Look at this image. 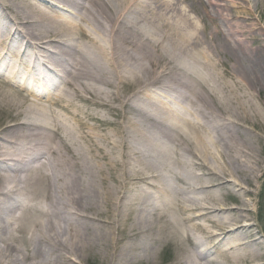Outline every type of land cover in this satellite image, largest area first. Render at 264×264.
Masks as SVG:
<instances>
[{"label":"bare ground","instance_id":"bare-ground-1","mask_svg":"<svg viewBox=\"0 0 264 264\" xmlns=\"http://www.w3.org/2000/svg\"><path fill=\"white\" fill-rule=\"evenodd\" d=\"M52 1L64 5L70 15L51 13L48 0H0V102L5 105L0 118V264H80L94 255L101 259L99 264L153 260L159 245L171 239L169 233L155 229L154 217L181 223L182 236L172 225L184 242L176 245L179 264H259L264 248H248L257 236L246 221L248 203L242 195L263 172L257 159L255 167L246 168L249 152L241 128H246L250 115L244 104L234 105L230 119L211 124L212 132L207 134L199 133L195 123L189 134L182 132L188 120L177 114L149 113L148 126L145 112L140 119H126L123 114L125 125L117 129L122 162L115 175L108 150H116L117 145L107 131L106 145L99 144L98 139L104 140L94 131L99 126L86 125L88 120L109 122L97 108L112 113L111 102L118 97L123 108L119 88L138 85L150 73L144 79L148 81L137 86L138 95L148 94L145 91L156 84L159 74L157 41L182 31L181 44L189 43L188 10L174 0ZM194 1L203 5L202 0ZM233 1L205 0L207 6L215 4L219 9L217 15L207 9L204 14L214 23L216 34L238 44L241 23L231 16L238 8ZM198 38L196 30L194 39ZM217 48L225 52L222 49L227 47ZM244 48L243 43L231 47L245 58L249 53ZM240 75L251 83L257 79L252 71ZM35 83L41 94L34 92ZM192 87L186 83L181 89L194 92ZM207 94L203 110L196 107L201 118L206 117L207 105L218 107ZM79 101L93 108L86 111ZM76 123L86 130L79 133ZM249 124L256 128V122ZM59 126L66 134L59 132L54 148L53 133ZM149 129L157 130L169 144L159 147L163 159L154 166L144 165L143 149L137 145L138 140H149L155 147L148 139ZM67 138L73 145L79 141L86 159L62 142ZM61 143L65 153L52 167L49 161L62 154ZM224 167L233 168L232 172ZM246 170L249 175H243ZM97 178L100 186L93 184ZM218 193L239 197L240 202L227 205ZM103 207L105 216L100 214ZM81 209L99 212L95 226L83 225ZM211 248L221 261L205 258Z\"/></svg>","mask_w":264,"mask_h":264},{"label":"rangeland","instance_id":"rangeland-1","mask_svg":"<svg viewBox=\"0 0 264 264\" xmlns=\"http://www.w3.org/2000/svg\"><path fill=\"white\" fill-rule=\"evenodd\" d=\"M174 1H177L176 3H178L182 9H185V11L188 10V15L192 20V25L185 28V31H187L191 36L190 39H187L189 41L187 46H185V44H181L182 38H180V36L182 31L180 34L176 33L174 37H167L166 40L161 38V40L157 41V49H159L157 53H159V58H157V67L155 70H158L159 74L156 84L150 85L149 89L145 91L148 92V94L143 93L144 97L138 95L137 86L148 81L144 79L150 77V73L147 75L144 74L140 83L138 85L135 84L136 86L134 84V86L124 85L122 89L119 88L118 96L120 95L125 102V106L123 108L120 106L119 97L113 99L111 102L113 110L112 113L108 112L111 114L106 113V109L97 108L98 113L105 115L106 119L109 120V126V122L98 123L95 120H88L86 125L99 126V129L94 130L97 132L99 137L103 136L104 138V140H97L99 144L103 146L106 145L105 133L107 131V135L109 134L108 138L111 136V142H114L117 145V149L114 151L108 147V155H113V161L115 162L113 165V173L115 175L116 171L119 169V164L122 162L121 155L123 154V150H121V147L119 146L120 138L117 129H121L125 125L123 122L124 115L126 116V119H140L139 114H144L145 112L144 117L146 120H144V123L148 126L147 122L149 119L147 118L149 117V113H152L153 116L156 115V117L158 112L162 114H165V112L177 114L178 116L188 120V125L185 129H182V132L185 131L189 134V132L193 129V123H195L196 125H199L198 128H196L199 133L207 134L212 132L211 124H216L218 121L225 118L230 119L229 115L234 105L244 104L245 112L250 115L248 122H256L257 128L251 127V124L248 122L245 124L246 128H241L247 140V150L249 152V157L246 158V168L250 169L255 167L254 163L255 159H257L263 172L262 177L246 186L248 194H243V190H241L244 201L248 203V206H246V221L247 223L252 224L251 233L257 236L255 243L251 242L248 248H250V246H259L264 248V0H251L250 2L244 0L233 1L235 5L236 3L238 4V8L232 10L231 16L233 17V21L241 23V28L238 32V44L230 42L221 34H216L214 23L204 14V10L207 9L212 16L215 14L217 15L216 9H219L218 5L211 4L207 6L205 4V0H202L203 5L199 2H195L194 0ZM215 1L224 2V0ZM190 3H194V10H190L187 7ZM48 5L51 13L55 14L58 12L63 17L70 15V12L64 8V5L62 4L48 0ZM250 9L252 11L254 9L255 10L254 12H250ZM220 11L221 13L226 12L224 9H221ZM243 20L245 21L243 22ZM217 23L220 25L218 20ZM196 30L199 36L198 39H194ZM242 43L245 46V51L249 53L245 58L243 55H238L237 53L235 54V52L231 49V47L234 48ZM218 46H225L227 48L222 49L225 52H220L219 48H217ZM5 60H8L7 55L5 56ZM239 71L243 72L238 73ZM249 71L255 72L254 78L257 79L256 81H253V83L248 82L249 79H243L240 75L244 72L249 73ZM186 83L187 86H193L192 88L195 89L194 92L184 91L181 89V87ZM240 86H245L247 88L242 87L240 89ZM13 87L19 88V86L15 84ZM171 88L173 90H171ZM202 90L206 92L202 93ZM69 92L70 91H67L65 95L69 96ZM207 92L210 95L207 94ZM206 94V97H211L212 100H214L213 102L218 104V107L215 108L213 105H207L208 110L204 111L206 117L201 118L196 111V107L199 108L200 106L203 110ZM78 103L86 111H90L91 108H93L85 102L79 101ZM161 109L163 111H161ZM134 110H137L138 112ZM187 112L190 113L188 114ZM4 115L5 105L0 102V118L4 117ZM158 122L161 123V120H158ZM116 124H118V127ZM76 125L78 126L77 128L79 133L86 130V128L83 129L79 123L75 124V129ZM57 131L58 132L53 133L54 148L59 132L60 134L63 132L66 134V130L62 126H59ZM94 131H91L93 136L95 135ZM178 132L179 134L182 133L181 130ZM113 133L116 134V136H114ZM157 133L158 131L155 129H149L147 132L148 139H151V142L154 143L155 147L152 146L151 148L149 140H138L137 145L143 149L141 154L144 156V165L151 164L154 166L155 164L157 165L158 162H161L163 158L159 154V147L162 146V148H164L166 145L167 147L169 146V144L164 140L166 138L160 135L161 133L158 136ZM67 139L69 141L63 139L62 142L69 145L74 154L82 152L81 155L84 154L86 159L87 155L84 153L85 149L83 150L84 152L79 151V141L73 145L70 142V139ZM186 142L190 144L193 141L189 138ZM237 146L238 145L235 144L234 148ZM60 148L62 150V154L55 155L54 161H49V164L52 167L54 166L53 162H58L61 156L65 153L62 143ZM145 153L150 155L146 156ZM210 161L213 165L217 164L214 160L210 159ZM173 169L174 166L171 164V170ZM224 169L225 171L231 173L233 168L224 167ZM50 172H53V170L51 169ZM249 173L250 170L248 172L246 170V173H243V175H249ZM93 184H95V186H100L99 178L95 179ZM182 186V184H177L180 193H183ZM218 196L223 199L225 204L230 206L237 205L240 202L239 197L234 198L233 195L224 197L218 193ZM103 208L100 212L101 215H104L106 212L105 207ZM80 212L85 214L83 219L86 223L83 225H87L89 227L96 225V219L99 218L97 215L99 213L98 211L89 212L81 209ZM176 220L178 219L174 218L171 221H165L162 218L154 217L153 226L155 229L160 233H169V238L171 239L164 240V242L159 245L157 257H154L153 260L146 261L141 259L137 264H179L176 262L175 257H178L181 253L178 251L176 245H181L183 241L181 242L180 238L178 239L176 233L178 236H182V225L179 221L177 223ZM195 223L207 225V223L202 220H195ZM172 225L178 228L176 233H174L175 231ZM211 245H213V243ZM207 253L208 254L205 258L208 260L221 261L220 255L213 248H211ZM100 262L101 259H99V257H95L94 255L85 261L81 259V262L79 263L99 264ZM257 263L264 264V257L257 261Z\"/></svg>","mask_w":264,"mask_h":264}]
</instances>
